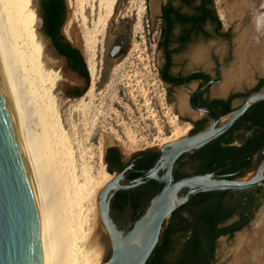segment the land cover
Masks as SVG:
<instances>
[{
  "label": "rangeland",
  "instance_id": "rangeland-1",
  "mask_svg": "<svg viewBox=\"0 0 264 264\" xmlns=\"http://www.w3.org/2000/svg\"><path fill=\"white\" fill-rule=\"evenodd\" d=\"M11 1L9 4L14 3L13 9H10L12 7L6 5L4 0L2 2L0 0L5 14L9 13L8 9L13 10L8 16L13 15L11 14L13 12L17 13L18 10V13L20 12V1H16L17 5L14 0ZM107 1L113 2L109 17H106ZM240 1L243 0H215L222 28L231 26L234 34L232 40L234 58L223 71V80L215 87L216 93L221 96L229 91H242L252 86L257 77L264 76V65H262L251 69L248 73H243L236 81L232 82L231 77L227 78L231 75V69H236L238 66L237 40L241 32L247 28V23L243 21L244 13L238 5ZM38 2L39 0H31L32 11L38 22L43 61L49 68L58 69L61 75L53 89V95L56 98L63 127L67 132L68 143L73 149L74 173L79 183L85 181L90 188L100 179L104 170L101 162L102 147L107 137L115 136L128 150L137 151L149 150L182 136L176 133L181 132L187 122L183 123L173 111L167 100L166 85L159 74L162 63V50L158 46L161 26L160 6L165 0H106V2L81 0L79 4L65 0L67 19L62 31L72 44L81 50L87 69L90 63H94L95 72L91 77L88 70V81L68 71L64 60L56 54L50 40L42 31ZM263 3V0L252 2V18L255 21L264 15ZM15 7L18 10H14ZM117 26L128 30V49L118 58L107 59V50L113 39L112 33ZM206 28L210 29L209 26ZM245 35H250L248 29ZM224 50L225 47L221 44L220 51ZM54 63L56 64L53 65ZM101 79H103L102 85L98 87ZM90 82L93 83L92 95L87 93ZM226 82H229L228 86L225 85ZM74 86L84 88L81 96L75 99L66 94V90ZM220 86L225 88L219 90ZM237 103H239L238 99L235 101V104ZM82 104L86 105L83 107ZM187 126L190 130V125ZM263 210L264 200L248 225L231 238L217 239L215 249L217 264H234L238 238L246 234L255 235L258 232ZM83 214L84 210L81 217ZM91 225L88 219L83 221V229Z\"/></svg>",
  "mask_w": 264,
  "mask_h": 264
},
{
  "label": "bare ground",
  "instance_id": "bare-ground-1",
  "mask_svg": "<svg viewBox=\"0 0 264 264\" xmlns=\"http://www.w3.org/2000/svg\"><path fill=\"white\" fill-rule=\"evenodd\" d=\"M4 1L10 7L14 4L10 5L11 0ZM14 1L17 5V0ZM18 1L20 12L15 7L17 13L10 16L8 14L13 7L7 8L9 13L6 15L0 4V94L10 121L13 124L16 121L18 130L15 132L32 176L40 212L43 262L97 264L98 251L106 242L104 232L94 229L97 225L96 195L109 176L103 170L100 179L90 188L87 182L77 181L73 149L68 143L53 95L61 75L58 69L49 68L43 61L38 22L31 0ZM71 2L79 4L81 0ZM112 3L106 4V17L112 13ZM262 16L256 17L258 22L253 20L238 36V66L232 69L233 81L243 73L264 65ZM247 29L249 36L245 35ZM88 70L92 77L95 72L93 62L88 65ZM87 93H93L92 82ZM85 105L82 104L83 107ZM187 130L186 124L176 135H184ZM85 219L92 224L87 229H83ZM260 220L261 226L255 235L246 234L238 238L234 264H264V213Z\"/></svg>",
  "mask_w": 264,
  "mask_h": 264
},
{
  "label": "water",
  "instance_id": "water-1",
  "mask_svg": "<svg viewBox=\"0 0 264 264\" xmlns=\"http://www.w3.org/2000/svg\"><path fill=\"white\" fill-rule=\"evenodd\" d=\"M119 48L117 44L112 45L108 57H114ZM210 82L213 80L206 81L197 90ZM194 92L190 95V104L197 112L206 113L208 121L197 130L190 129L186 134L151 149L155 156L150 166L129 186L152 179L157 183V190L128 228L119 223L114 226L104 219L109 243L105 264H145L158 242L166 219L195 194L240 191L264 182V129L261 146L255 153V163L250 168L225 173L214 170L175 178L174 165L179 156L193 153L218 138L251 105L264 102V90L252 91L232 109L214 116L207 108L193 105L191 98ZM189 125L191 127L192 123L189 122ZM15 129L16 121L14 124L10 121L0 94V264H44L38 201ZM109 183L102 186L101 194Z\"/></svg>",
  "mask_w": 264,
  "mask_h": 264
},
{
  "label": "trees",
  "instance_id": "trees-1",
  "mask_svg": "<svg viewBox=\"0 0 264 264\" xmlns=\"http://www.w3.org/2000/svg\"><path fill=\"white\" fill-rule=\"evenodd\" d=\"M65 0H39L38 10L42 18V31L50 40L56 54L61 57L66 69L89 80L84 56L79 48L63 33L67 19ZM160 36L158 46L163 50L165 73L171 62V55L182 50L197 36L204 38L225 36L221 32L222 23L217 14L215 0H165L160 6ZM209 26L210 29L206 27ZM176 30V32H175ZM173 43L178 47L169 48ZM160 71V78L171 76ZM175 80V79H174ZM264 90V77L244 92L233 93L230 97L216 100L222 114L236 105L249 92ZM264 129V102L251 105L248 110L221 136L212 140L201 150L196 173L218 170L220 173L250 168L255 163V153L261 146ZM239 132L238 144L231 134ZM227 136V137H226ZM154 157V153L151 159ZM181 175H176L179 178ZM260 192V186L255 190ZM242 192L231 190L200 192L185 204L175 209L164 222L159 239L145 264H206L216 249V239L221 235L233 237L235 231L246 224L250 217L241 221L224 224L240 204ZM247 201L256 207L260 204L256 197L247 192ZM264 196V194L262 195Z\"/></svg>",
  "mask_w": 264,
  "mask_h": 264
},
{
  "label": "flooded vegetation",
  "instance_id": "flooded-vegetation-1",
  "mask_svg": "<svg viewBox=\"0 0 264 264\" xmlns=\"http://www.w3.org/2000/svg\"><path fill=\"white\" fill-rule=\"evenodd\" d=\"M253 1L255 2L256 0H243L238 2V5L242 8L245 16L243 21L244 23H247V26L254 20L252 18L253 8L252 5H250ZM220 31L223 33L226 32L227 35L212 36L209 38H204L202 35H200L197 36L193 41L187 43V45L182 50L173 53L171 55V62L166 73L164 70L165 59L163 50L161 49L162 63L159 67V74L160 71L163 70L161 73L164 76L166 74L175 79H169L167 76H165L163 79V82L167 88V100L171 104L173 111L178 114L183 123L186 124L187 122L188 125L189 122L192 123V126L190 127L191 131L199 129L209 119L206 113L197 112L190 104L189 98L192 92L195 91L191 98L193 105L196 107L207 108L213 113L214 116L219 112V107L216 100H226L233 93H236V91H229L223 96L216 93L217 88L215 87L221 82V80H223V71L229 66L234 58L232 50V40L234 38L233 28L229 26L225 29L222 28ZM112 35L113 39L110 42L107 54L111 46L114 44L119 45L120 48L114 57L110 58L107 55V59L118 58L122 56L128 49L129 41L127 29L117 26L113 30ZM221 44L225 47L224 51H220ZM176 47H178L177 43H173L169 48L173 49ZM175 59H177V61ZM193 62L195 64H193ZM72 74L78 78H82L76 73ZM230 74L231 75H228L227 78L231 77V81L233 82L232 69ZM217 75L219 76L218 79ZM262 77L264 76L257 77L255 83L252 86L239 92H244L248 89H251L257 83L258 79ZM208 80H213V82H210L205 87L197 90ZM102 82V80L99 81L98 87L102 85ZM225 85L228 86V83L226 82ZM224 88L225 86H220L219 90H223ZM83 90V87L74 86L67 89L66 94L75 99L81 96ZM236 100L237 98L231 99V103L236 105ZM231 136H233L235 139L228 144H238L239 132L234 131ZM204 146L193 153L182 154L177 158L174 165L175 176L177 174L181 176L197 174L195 171V166L198 165V162H200L199 157L201 156V150L204 148ZM153 153L155 156V152L151 149L130 151L122 143V141L120 142L117 137L114 136L106 138L102 147L101 162L104 167V172H106L109 176V179L105 183H110L106 187V190L103 194L100 192V189L102 188L101 187L96 195L97 214L95 217V222L97 225L95 223L96 226L94 228L96 231L101 229L102 233L104 232L106 243L103 248L98 251L99 255L97 264H105L109 256V243L105 234L108 233V231L105 227L104 219H108V221H110L114 226L119 223L123 226L126 225L128 228L129 224L141 214L147 202L155 194L157 190V183L152 179H145L139 184L129 186V183L132 180L141 176L143 171H145L150 166L154 158L153 157L151 159ZM259 186L261 191H255ZM259 186L236 191L242 192L243 194L240 199V204L232 216L229 217L224 224H231L235 221H241L242 216L245 218L253 215L246 224L242 225V227L239 229L241 230L253 220L256 212L261 206L262 201L264 200V196H262L264 194V182ZM248 191H250L251 194L256 197L257 202H260L257 207L256 205H252L247 201L246 194ZM239 230L235 231L234 234ZM219 237L229 238L227 235H221ZM217 263L218 262L214 253L212 257H208L206 264Z\"/></svg>",
  "mask_w": 264,
  "mask_h": 264
}]
</instances>
